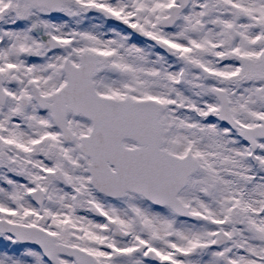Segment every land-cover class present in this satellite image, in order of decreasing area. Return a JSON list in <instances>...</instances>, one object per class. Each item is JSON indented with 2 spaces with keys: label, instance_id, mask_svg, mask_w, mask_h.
Wrapping results in <instances>:
<instances>
[{
  "label": "snow or ice",
  "instance_id": "snow-or-ice-1",
  "mask_svg": "<svg viewBox=\"0 0 264 264\" xmlns=\"http://www.w3.org/2000/svg\"><path fill=\"white\" fill-rule=\"evenodd\" d=\"M0 264H264V0H0Z\"/></svg>",
  "mask_w": 264,
  "mask_h": 264
}]
</instances>
